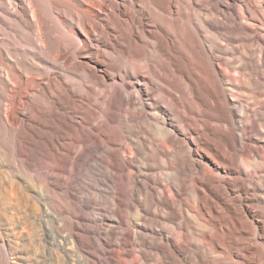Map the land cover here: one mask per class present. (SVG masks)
<instances>
[{"label": "bare ground", "instance_id": "bare-ground-1", "mask_svg": "<svg viewBox=\"0 0 264 264\" xmlns=\"http://www.w3.org/2000/svg\"><path fill=\"white\" fill-rule=\"evenodd\" d=\"M262 138L264 0H0V264H264Z\"/></svg>", "mask_w": 264, "mask_h": 264}, {"label": "rangeland", "instance_id": "rangeland-1", "mask_svg": "<svg viewBox=\"0 0 264 264\" xmlns=\"http://www.w3.org/2000/svg\"><path fill=\"white\" fill-rule=\"evenodd\" d=\"M241 21L244 22V20H241ZM237 45H238L237 43L233 44V46H237ZM213 64L217 68V66H218L217 64L218 63H217L216 60H214ZM234 122L236 123V125L238 127H240V128L242 127V124L239 122V117L236 115L235 112H234ZM262 140H264V138H262ZM246 147H247V151H248L249 150V143L246 144ZM140 158L143 160L144 163H148V165H152L153 163L157 164V161L152 162V161H148V159L146 160V155L144 153L141 154ZM125 162H127V159H125ZM147 174L150 175V176H148V178H151V175H156V174L158 175V170H155L154 168H152V170H149L147 172ZM263 177H264V174H263ZM259 182H260V179H253L252 180V183H259ZM216 184L218 186H220V187H224V188L226 187V186H224L225 185L224 181H221V180H217ZM253 188H254V186L250 185L248 191H246L245 193L241 194L242 198L244 199L245 197H247V196H249L251 194H255L254 191H253ZM102 191H103L102 193H100V194L98 193V196H100V199L102 201V202H100V203H102V205H98V202L96 203V212H98V214H103L106 217L110 218L111 215H112L111 208H110L109 204L106 203L107 200L109 199L108 197H109V193L110 192H109V190L107 188H102ZM256 194L258 196V200L256 201V206H257L256 210L259 211V212H263L264 213V185L261 188V192H256ZM131 223H133L132 220H131ZM132 227H133V225H132ZM98 237L101 238V240H104L103 236L98 235ZM244 242L252 244V239L251 238H247ZM152 254H154V253H152ZM158 254H159V256H163L164 255L162 253H158ZM186 257L187 256L183 257V260H184L183 264H190L189 260ZM103 259H105V258H103ZM148 264H153V262L149 261Z\"/></svg>", "mask_w": 264, "mask_h": 264}]
</instances>
